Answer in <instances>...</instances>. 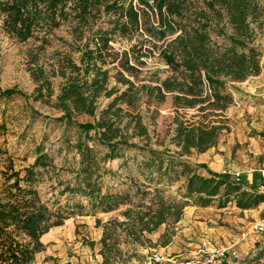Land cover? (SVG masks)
Returning a JSON list of instances; mask_svg holds the SVG:
<instances>
[{"label": "trees", "instance_id": "trees-1", "mask_svg": "<svg viewBox=\"0 0 264 264\" xmlns=\"http://www.w3.org/2000/svg\"><path fill=\"white\" fill-rule=\"evenodd\" d=\"M67 1H0V14L6 15L4 29L21 42L31 38L38 26H44L50 34L59 26L56 11L61 20H65ZM139 1L149 12L156 9L158 13L157 26H143L151 39L160 42L180 31L159 55L170 75L161 80L156 78L154 85L136 86L130 80L136 78L137 70L129 65L126 54L122 56L123 61L118 62L120 71L113 75L115 85L110 84L109 72L103 68L117 62L118 55L109 46L112 33L127 34L129 29L138 28L131 0L127 6L120 0L104 5L106 14H117L116 23L110 30L98 28L89 34V39L78 50L81 55L78 64L68 55H59L46 71L38 65V54H29L27 71L36 85L29 97L34 101L48 100L54 95L52 78L64 80L55 95L54 107L62 113L56 121L65 128L77 130V140L67 142V149L77 156V166L67 169L70 178L58 180L52 188L60 197L67 194L63 204L58 197L42 201L36 190L44 171L53 167L41 148H37L33 163L24 168L23 175L12 172L3 176L0 264H35V256L46 247L41 237L52 228L62 226L81 209V204L74 202V195L84 197L92 210L101 213L112 212L130 201L128 191L103 192L101 184L103 175L108 172L107 163L122 159V165L127 164L128 158L120 152L122 149L136 150L142 155L140 162L132 161L141 177L129 180L133 195L140 199L121 212L122 221L96 220V227L101 228L100 239L97 243L85 240L83 245L91 249L100 245L101 264L126 263L120 245L149 243L148 236L161 226H165V232L160 238L165 239L166 245L175 234L174 226L182 219L186 207L205 208L214 199H218L219 208L233 201L240 210H250L264 203V193L257 192L253 183L247 189L245 183L234 182L226 175L211 172L205 164H192L189 159L193 153L201 154L216 147L221 136L229 132L225 116L233 104L229 88L262 72V52L256 44L257 32L251 22L261 29L258 21L263 8L256 0H200L202 8L189 15L186 12L189 0H153L154 6L147 0ZM78 4L79 24L75 33L81 35V41L88 26L87 17H91L89 8L92 4L100 5V0H79ZM141 13L148 19V12L142 10ZM123 18L128 27L126 21L122 22ZM211 35L222 39L213 40ZM44 42L42 38L38 49L43 50ZM168 95L172 98L174 114L170 123L172 135L166 144L159 142L157 145L163 149L157 150L151 147L152 137L139 107L143 102L164 103ZM14 96L29 98L16 89L0 92V100ZM189 110L193 114L188 117ZM78 117L88 120L79 122ZM167 144L175 150L171 151ZM200 169L208 175L202 176ZM180 179H184V183L174 196L169 190ZM259 244L251 254L254 261L264 259V245Z\"/></svg>", "mask_w": 264, "mask_h": 264}, {"label": "rangeland", "instance_id": "rangeland-1", "mask_svg": "<svg viewBox=\"0 0 264 264\" xmlns=\"http://www.w3.org/2000/svg\"><path fill=\"white\" fill-rule=\"evenodd\" d=\"M112 1L115 0H100V5L96 7L94 4L91 5L89 8L91 17H87L88 26L84 29L85 35L81 41L79 40L81 35L75 33V28L79 24L77 22L79 0L66 2L64 21L56 11L59 26L52 29L50 34H47L44 26H38L33 36L24 42L19 41L4 29L3 21L6 15L0 14V92L16 89L27 97L32 96L36 85L27 71L30 53L38 54V65L46 71L50 70L51 64L56 62L59 55H68L78 64L81 56L78 50L85 40L89 39V34L98 28L110 30L116 23L117 14H106L103 10L104 5ZM256 1L264 10V0ZM120 2H123L125 6L129 4V0H120ZM131 3L133 10L137 13L138 28L129 29L127 34L112 33L109 46L113 53L118 55L117 62L113 65H105L103 68L109 72L110 84L115 85L113 75L116 71H120L118 62L121 59L122 62V56L126 54L129 65L137 70L136 78L133 77L130 80L136 86L154 85L156 78L161 80L170 75L168 66L159 55L165 45L178 36L180 31L165 37L163 41H154L143 31V26L158 25L156 9L153 8L154 11L149 12L139 0H131ZM147 3L154 6L153 0H147ZM201 8L200 0H189L186 12L190 15L193 10L198 11ZM142 10L149 13L148 19L141 16ZM41 11L43 12V7ZM125 21L126 19L123 18L122 22ZM258 23L261 29L252 22L251 27L257 32L256 44L262 52L261 80L258 82L251 77L248 85H245L246 82L236 83L229 88L233 98V104L225 112L229 132L221 136L214 148H222L225 154V168L219 174H222L224 170L240 173L242 177L239 182L247 184V187H250L248 183H253V186L258 187L257 192L264 193V182L259 173L264 171V11ZM126 27H128L127 21ZM211 36L213 40L222 39V37ZM42 38L45 42L43 50H40L38 47L42 44ZM51 81L54 95L48 100L36 102L31 97L25 100L19 96L0 100V191L4 190L3 176L12 172H20V175H23L24 168L33 163L37 148H41L48 154L53 167L44 171L40 183L36 185V190L42 201H53L58 197L63 204L67 194L60 197L57 195V190L53 191L52 188L56 186L58 180L70 178L71 175L66 173L67 169L77 166V156L67 149L68 141L74 143L77 140V130L72 127L65 128L63 124L56 121L62 113L54 107L55 95L59 92L64 80L55 77ZM139 110L152 137L151 147L162 150L163 146L157 144L159 142L166 144L167 139L172 135L170 123L174 114L171 96L168 95L165 102L161 104L143 102ZM186 113L189 117L193 111L189 110ZM86 120L88 119L85 117L77 118L79 122ZM167 147L171 151L175 150L171 145L167 144ZM100 150L103 151V149ZM120 152L128 158L127 164L122 165V159L107 163L105 168L108 172L103 175L101 184L103 192L109 189L112 192L128 191L131 200L112 212L101 213L99 210H92L84 197L74 195V202L81 204V209L76 210L75 214L65 220L62 226L52 228L47 233L45 250L35 258V264H101L102 259L100 258L101 261L98 263L96 257L99 255L100 245L96 244L93 249L83 245L85 240L97 243L100 239L101 228L96 227V220L102 223L114 219L122 221L121 212L140 199L133 195L134 189L130 186L129 180L132 177L135 179L141 177L132 161L140 162L143 159L142 155L136 150L122 149ZM194 156L196 153L191 155V157ZM57 170L60 172L58 173ZM57 175L60 177L56 178ZM183 183L184 179H180L169 192L176 196L177 189ZM187 210L191 209L187 208ZM193 210L188 219L174 226L175 234L166 245H164L165 239L160 238L165 232V226H161L155 233L149 235L150 242L144 245L122 243L120 249L125 252L123 258L127 260L124 264H144L152 252L165 257L192 258L199 250H202L203 246L237 250L240 244H247L246 253L236 251L238 258L232 264H263L264 259L254 261L251 254H254L258 243H260L259 246L264 245V203L250 210H240L233 201L219 208L218 199H214L208 207H196ZM259 228L262 231H258ZM219 232L227 234L226 239L221 235H213ZM242 233L245 234L244 238H241ZM234 244L237 245L233 246ZM227 262L231 263V260Z\"/></svg>", "mask_w": 264, "mask_h": 264}, {"label": "built area", "instance_id": "built-area-1", "mask_svg": "<svg viewBox=\"0 0 264 264\" xmlns=\"http://www.w3.org/2000/svg\"><path fill=\"white\" fill-rule=\"evenodd\" d=\"M260 178L264 182V171H260ZM223 175L232 178L235 182L241 180V174L224 170ZM262 189V188H261ZM256 229V227H254ZM258 231H262L261 228ZM245 234H241V238H244ZM234 244L233 246H236ZM238 258L235 248L230 250L224 248L203 246L202 250H199L197 254L192 258H179L178 256L165 257L159 253L152 252L144 264H223L226 261H232Z\"/></svg>", "mask_w": 264, "mask_h": 264}, {"label": "crops", "instance_id": "crops-1", "mask_svg": "<svg viewBox=\"0 0 264 264\" xmlns=\"http://www.w3.org/2000/svg\"><path fill=\"white\" fill-rule=\"evenodd\" d=\"M263 75V74H262ZM256 80H258V82L261 80V75H258L256 77H252ZM251 79V78H250ZM245 85H248L249 83V79L247 81H245ZM224 153V150L222 148H211L209 150H207L206 152L204 153H201V154H196V156L194 157H191L189 158L191 162H194L195 164H205L207 166V168L211 171V172H214V173H220L225 167H224V158H225V154ZM198 172L202 175V176H207L208 173L205 171V170H198ZM248 183V182H246ZM250 186L251 183H248ZM247 185V184H246ZM258 188V187H257ZM247 189H249V187H247ZM188 209H191L190 211L187 210ZM193 208H196V207H186L183 211V216H182V219L178 222V224H180L181 222H183L184 220L188 219L191 214L194 212ZM202 229V228H201ZM221 235L224 239H226V236L227 234L225 233H222V232H219V233H215L213 235ZM47 233L45 235H43L41 237V242L46 245V240H48L47 238L45 239ZM246 249H247V244H240L239 246H237V250L236 251H241L243 253H246ZM42 253V252H41ZM41 253H38L35 258L38 257L39 254ZM97 257V262L100 263L101 261V257L98 255L96 256Z\"/></svg>", "mask_w": 264, "mask_h": 264}]
</instances>
